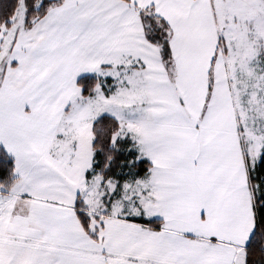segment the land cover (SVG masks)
<instances>
[{
  "label": "snow or ice",
  "instance_id": "obj_1",
  "mask_svg": "<svg viewBox=\"0 0 264 264\" xmlns=\"http://www.w3.org/2000/svg\"><path fill=\"white\" fill-rule=\"evenodd\" d=\"M0 264H264V0H0Z\"/></svg>",
  "mask_w": 264,
  "mask_h": 264
}]
</instances>
